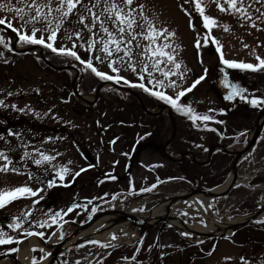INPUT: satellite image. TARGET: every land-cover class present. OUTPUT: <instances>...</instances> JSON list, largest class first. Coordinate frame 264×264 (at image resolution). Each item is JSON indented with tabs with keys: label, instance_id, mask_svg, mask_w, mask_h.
<instances>
[{
	"label": "rangeland",
	"instance_id": "1",
	"mask_svg": "<svg viewBox=\"0 0 264 264\" xmlns=\"http://www.w3.org/2000/svg\"><path fill=\"white\" fill-rule=\"evenodd\" d=\"M25 2L26 0H0V3H3L5 6L4 8H0V17H7L15 27H20L21 22L16 17L15 11L6 9L23 7ZM137 2L145 6V14L153 18L157 28H167L169 31L175 32V37H169L168 41H165L161 37L159 43L170 42L175 47L176 60L181 62V71L188 69L185 72L183 80H180L177 76L170 77V79L177 80L180 87L188 88L198 77L201 75L206 76L207 71L210 72L213 67L218 66L219 70L216 71L220 74V77L224 78V73L221 71V68H224L229 73V80L240 86L242 83L247 86L245 95L264 97V71L228 69L219 59L220 53L216 50L217 44L202 43L200 47H197L196 41L203 40L205 35L208 34V30L204 28L203 20L199 14L193 10L194 5L185 4L184 0H137ZM220 2L224 3V0H220ZM243 2L247 7V12L251 15V20L244 19L239 14H232L230 11L221 12L215 0H202L205 6V14L214 17L216 20V25L211 29L210 35L211 37H215L219 45H222L224 57L237 62L257 64V55L264 58V15H262L264 13V0H243ZM55 3L56 0H53V5ZM182 4L184 8L192 12L191 24L195 26L194 28L190 26L189 15H186L185 11L182 10ZM249 5L251 6L249 7ZM75 21L76 18L72 17L63 24L57 35L55 47H72V41L65 39V30H67V33H73L83 28V25ZM253 23L256 27L252 26ZM37 27L42 28L44 25L38 24ZM23 30L30 31V27ZM40 34L38 32L37 36ZM0 35L4 36L6 41L10 38L11 42V50L4 48L0 44V53H2L0 54V100L4 101L5 105L0 106V111H3L7 115L13 112L11 115L13 120H10L11 124L7 125V120H3L0 117V136L4 137L0 141L4 145H7L5 147H16L15 138L16 140L19 138V141L22 140L23 144L27 145L31 140L26 137L25 132L37 135L40 130H43L44 137L41 141L37 142L41 147H74L76 146L75 143H81V139L87 133L89 134L87 135L89 142H94L97 133H99L98 136H102L101 140L103 144L100 147H116L115 152L120 153L121 147H131L130 144L135 134H141L142 132L149 133L151 131L150 135L141 136L143 140L141 142L142 145L135 146L152 148L148 155L145 151H141V154L138 155L139 158L132 160L130 169V176L132 175V177L129 180L126 177L124 178L123 168L119 166L114 174L122 176V178L119 177L114 185H109L105 179L103 184L105 196L104 198L102 196L104 201L101 203L98 211H110L109 213L117 211L120 212L121 218H125L126 214L120 211V208L131 209V211L135 209L133 215L137 217L136 212H141V209H143L142 211H146L152 206L164 203L166 199L176 192L213 188L224 195L219 198H213L212 196L194 194L177 200L173 206V213L191 224H206V219L202 212L215 217L220 222H235L233 224L234 230L229 235H215L206 239H195L191 236L188 238L187 235L182 236L172 225L157 223L149 227L146 234L142 236L143 232H141V228L134 222L125 227H114L115 223H111L109 226L113 229L112 236L115 234V237H118L119 240L102 243L108 245L117 243L118 249L105 254L99 252L102 250L100 244L91 243V241L99 240L89 239L83 242L79 241L71 246L66 247L65 245L63 249H60L57 257L49 264H76L77 261H79V264H96L101 255L105 256L98 264H115L116 262L126 264L121 261V256H129L133 251L132 247L136 248V245L139 244V251L145 245H148L146 250H150L147 254L144 253L143 256L140 253H137L135 256L136 258H141L142 264H151V261L153 264H245V262L247 264H264V222L258 220V225L261 226L260 229H252L253 231L249 232L250 234L247 233V228L252 226L253 221L244 227H239L236 224L238 222L236 220L241 219L242 221L239 222L241 224L245 219L250 217L253 211L259 208L261 204L262 208L258 211L264 208V140L260 142L259 147H254L253 149L252 156L259 155L260 157L240 167V174L237 179L236 165L229 172L230 180L229 177L227 178V170H230L231 166L230 161H227L224 164L225 166L220 167L221 170L223 169L221 174L216 177L205 174L202 181L198 182L197 180L198 183L194 184L195 178L193 175L195 174H193L194 166H192L194 164L193 161L196 159L193 157V154H198L199 149H203L195 147H209L208 149H211L210 141L214 139V136L215 140H212V146L219 139H225L227 143L232 144L236 143L237 137L245 139L246 135L244 131L246 129L244 128L250 130L248 134L251 131L254 132L256 126L262 124V121L264 122V107H256L251 119L250 116L247 117V114L245 115L242 111L239 114V118L236 117V113L232 114L234 117L230 118L229 115L226 117L216 110L220 106L218 104L219 99H217L214 94L215 92H213L214 89L208 93L206 98H200L197 103L191 99H182L181 102L191 106L197 114H206L212 116L213 119L210 121H196L194 124L188 116L181 114L183 116L181 125L185 135L182 140L177 135L175 139L173 137L175 128L173 127L174 130L171 131L170 112L168 113L167 109H160L166 106L170 108L175 121L178 112L165 102L149 95L140 88L131 87L123 81L117 83L115 81L101 80L91 73L90 70H86L84 65H81L79 61H76L72 57L57 54L42 45L20 44L17 42V34L13 36L11 30L0 27ZM44 35L47 37V33H44ZM82 37L84 41L88 40L89 33L86 29L82 32ZM72 39L75 40L76 38L73 36ZM79 45L80 42L78 41L75 50L83 59L87 60L90 54ZM35 46H39L41 51L36 50ZM43 53L49 66L42 61L44 60L41 58ZM93 63L100 70L110 73L107 63L99 64L95 60ZM72 67L85 71L86 83L83 95L78 93H73L74 96L72 95L71 91L75 88V70L70 69ZM167 67L171 68L172 66L167 65ZM68 69H70L69 73ZM216 71L215 73L211 72V74L215 76L217 74ZM240 73H242L241 76H239ZM120 75L130 81L137 79L131 71H122ZM154 75L162 78L159 72H155ZM97 84L99 85V89H95V85ZM206 84L208 83L204 82L202 84L200 82L197 84L188 93L187 97L190 98L192 95L197 96L198 92ZM129 90L131 93L133 91V93H129ZM161 90L174 96L179 87L177 89L164 88ZM203 94L204 91L200 96L205 97ZM85 100L90 105L82 107L80 102L83 104ZM12 105H15V107H12ZM132 107L134 112L131 111ZM256 110H259L258 113ZM259 116H261L260 119H258ZM18 117H23L24 120L22 122L18 121ZM215 117H224L223 119L229 121L228 125L225 124L222 127V124L220 125L215 122ZM255 118L256 120H254ZM29 123L31 124L30 127L28 126ZM57 126L63 129L64 133H59ZM148 128H151V130ZM209 129V132L203 133V131H208ZM10 131L12 133H19V135H9ZM53 131L56 133L52 135ZM100 131H103V133ZM218 132H221V134H217ZM67 134H72L70 136L71 140L66 137ZM47 136H50L49 138L51 139L47 138ZM176 142L178 146L181 143L179 149L183 152L180 154L177 150L178 152H175L173 157L171 156V158L167 159L165 152H170L168 147L176 145ZM187 146L190 147L187 148ZM192 146L194 147L192 148ZM88 147L99 146L95 142L92 146ZM232 148L235 147L232 146ZM204 151L206 152L207 149ZM95 154L94 152L93 155ZM203 157H206V155ZM170 159L174 161L181 159L179 163L185 167L181 168L179 165L171 163ZM183 163L186 164L183 165ZM150 164L151 170L148 168ZM120 165L122 164L120 163ZM108 169H110L111 174V167L106 163H103L102 166V161H99V164L90 169V172L100 171L103 173V171H108ZM180 169L188 170L182 172L187 174L184 179H189L190 181H183L181 183L184 180L183 178L177 179L178 181L176 180L178 174L180 175ZM10 175L9 168L7 176ZM92 178L89 177L87 182L91 183L87 194H92L96 190L93 187ZM219 180L221 182L218 183L217 181ZM227 180L233 184L228 183ZM225 183L232 185L231 188L226 189V186V188L220 189ZM153 184H156L155 188L151 187ZM1 186H3V182H1ZM149 188H151V191H142V189ZM7 189L8 187H3V190ZM131 195L133 198H131ZM67 196L71 201H75L74 193L67 194ZM107 196L108 198L105 199ZM244 197H247V200ZM17 201L16 199L3 208V217L6 219L4 221H8V224L13 223V217H18L22 221H28V224L23 228L24 230L34 228L44 215L26 216L21 214L18 210ZM244 202H248L251 206H248V209L244 208ZM108 207L110 210L107 209ZM107 215L106 213L105 216ZM260 218L264 219V216H260ZM128 219L130 218L128 217ZM58 220H61V218L59 217L55 222V230L53 232L55 235L51 233L50 239L45 241L48 248L38 245L37 243L41 244V242L36 240L34 235L26 236V232L21 234L14 231L8 235L24 237L20 243H25L26 240L31 238L36 243V245L31 247L32 256L38 257L36 258V262H40L42 260L41 257H45L47 254H51V258L53 257V249L61 241L59 238L61 234H63V238L69 235L67 233L68 228H65V230L63 228L64 232L58 229ZM105 223V221H100L92 227L97 226L96 228H100ZM129 233L136 234L134 239L130 242H124L120 236ZM249 236L253 238L249 239ZM40 241H43V239ZM20 243H15V246L18 245L19 247ZM191 243L194 244L190 245ZM11 246L12 244L4 245L3 248V245H0V253L2 251L6 253V250L9 251L8 248ZM40 249L44 251H40ZM97 250L99 253L96 254ZM4 253L2 252L1 255L5 258L1 259L0 263L6 260V256L9 257L12 254L6 255ZM14 254L18 255V252ZM226 257L231 259L226 260ZM241 257L244 258L243 261Z\"/></svg>",
	"mask_w": 264,
	"mask_h": 264
},
{
	"label": "snow or ice",
	"instance_id": "2",
	"mask_svg": "<svg viewBox=\"0 0 264 264\" xmlns=\"http://www.w3.org/2000/svg\"><path fill=\"white\" fill-rule=\"evenodd\" d=\"M215 2L221 12L230 11L232 14H239L244 19L251 20V15L247 12V7L243 0H224V3H221L220 0H215ZM184 3L194 5L193 10L199 14L203 20L204 28L208 30V34L205 35L203 40L196 41L197 47H200L202 43L217 44L216 50L220 53L219 59L228 69L264 71V58L258 55L256 56L258 60L257 64L226 59L222 53V45H219L215 37H211L210 35L211 29L216 25V20L214 17L205 14V6L202 0H184ZM4 7V4L0 3V8ZM144 7L137 0H56L55 5H53V0H26L23 7L6 9L15 11L16 17L21 22L20 27H15L7 17H0V26L6 25L8 29L15 32L18 37L17 42L20 44L42 45L52 52L74 58L81 65H84L86 70H90L91 73L101 80L115 81L117 83L123 81L131 87L142 89L149 95L170 105L178 113L188 116L194 124L196 121L212 120V116L197 114L191 106L181 102L186 93L190 92L197 84L204 80L205 76L201 75L198 77L188 88L180 87L177 80L170 79V77L177 76L180 80H183L185 72L188 71V69L181 71V62L176 60L175 47L170 42L159 43L161 37L165 41H168L169 37H175V32L169 31L167 28H157L153 18L145 14ZM181 8L185 11L186 15H189L190 26L194 28L195 26L191 24L192 12L184 8L183 4ZM72 17H75V22L83 25V28L73 33H67V30H65V39L72 41L71 48L64 46L55 47L57 35L63 24ZM38 24H43L44 27H37ZM252 26L256 27L254 23ZM29 27L30 31L23 30L29 29ZM85 29L89 33L87 41H84L82 37V32ZM38 32L41 33L39 36H37ZM44 33H47V37H45ZM73 36L76 38L75 40L72 39ZM78 41L80 42L79 46L90 54L87 60L83 59L75 50ZM0 44L4 48L11 50L10 38L6 41L4 36L0 35ZM94 60L99 64L107 63L111 74L100 70L93 63ZM167 65H171L172 67L168 68ZM122 71H131L137 79L135 81L128 80L126 77L120 75ZM221 71L224 73L223 84L225 88L231 89L225 99L233 100L239 97L241 100L248 101L254 107H264V97H249L245 95L244 93L247 92V89L242 88L237 83L231 82L228 78L229 73L224 68H221ZM155 72H159L162 78L155 76ZM178 87L179 90L175 92L174 96L161 90L164 88L177 89ZM0 106H5L4 101L0 100ZM12 107H15V105H12ZM8 134L19 135V133H12L11 131ZM3 139L4 137L0 136V140ZM28 157L29 153L26 151L21 159ZM40 157V159L33 158L32 162L39 166L44 162H51L54 159V157L44 153H40ZM0 160L5 162L0 164V171L7 172L13 163L12 160L4 151H0ZM11 170L13 172L19 171L15 167H11ZM67 171L68 169L66 168L58 171L60 181L64 180ZM79 174V172L76 173V175ZM55 183V180H49L47 187L51 188ZM151 187L155 188L156 184H153ZM42 190H34L28 186L0 190V208H4L7 204L20 197H35L37 192ZM142 191H151V188L142 189ZM77 207H81V205L73 204L67 208L64 214L72 212ZM93 212H95V209H93ZM60 216L61 212H56L50 215V219L55 223ZM13 221V223L7 225L8 228L13 230L21 228L23 221L20 218L13 217ZM46 223L47 221H45ZM43 226L44 224H41V227ZM25 232L27 236L34 234L41 238L45 236V233L42 231L34 233L33 231L25 230ZM185 235H189V233H185ZM59 238L63 239V234ZM113 239H115V234H113ZM20 242H22L21 237L8 235L3 228H0V245H11ZM91 243L100 244L101 247H109L108 244L100 241H91ZM17 250L15 247L9 249V251L13 252ZM33 250L35 251V249ZM40 251L44 250L40 249ZM41 259H44V257H41ZM225 259L231 258L226 257ZM241 260L243 261L244 258L241 257ZM33 264H36L35 257H33ZM76 264H79V261Z\"/></svg>",
	"mask_w": 264,
	"mask_h": 264
},
{
	"label": "flooded vegetation",
	"instance_id": "3",
	"mask_svg": "<svg viewBox=\"0 0 264 264\" xmlns=\"http://www.w3.org/2000/svg\"><path fill=\"white\" fill-rule=\"evenodd\" d=\"M42 55L44 58V60H42V61L46 65L49 66V64L46 63V59L44 56L45 54L43 53ZM70 69H68V73L70 72ZM73 69L75 70V71L74 70L73 71L75 72L74 78H75L76 90H77L78 94L83 95L85 93L84 92L85 91L84 86L86 83V81H85L86 77L84 74L85 71L81 70L77 67H75V68L73 67ZM216 70H219L218 66L213 67V69H211L210 72L207 71V74L205 76L206 79L203 82L201 81V83L203 84L204 82H206L208 84H206L203 87V89L198 92L197 96L193 95L194 99H191V97L190 98L186 97L185 99H191L192 101H195L197 103V102H199L200 98H202V99L206 98L208 96V93L212 92L214 89L213 92H215L214 93L215 96L217 97V99H219L218 104L220 106V107L216 108V110L221 112L222 115H224L226 117L229 115L230 118H232V117H234V115H232V114L236 113L237 114L236 117L239 118L240 117L239 114L242 111L243 113H245V115L247 114L246 115L247 117L250 116V119H251L252 115L254 114V109L256 107L252 106L248 101L241 100L239 97H236L233 100H227V99L224 100V96H227L229 94V92L231 91V89L225 88V86L223 84L224 78L222 76L220 77V74ZM215 71L217 74L214 76L211 74V72L215 73ZM241 75H242V73H240L239 76H241ZM70 76L73 77L71 74H70ZM209 79H211V80L208 81ZM213 85H214V87H213ZM97 87H99L98 84L95 85V89ZM241 87L247 89V86L244 85L243 83L241 84ZM203 91H204L203 95L205 97L200 96V94ZM71 92H72V95L74 96L73 90ZM249 97H251V96H249ZM84 103H86V104H84ZM84 103L82 104L80 102V105L82 107L90 105V104H88V102H86V100L84 101ZM261 108H263V107H261ZM131 111L134 112L133 107H132ZM166 111L168 113L170 112L169 114L171 115V118H170V123L172 125L171 131L174 130L173 127L175 128V130L173 132V137H175V139H176V135H177V137L181 138V140H182L184 135H185V132H184V130H182V125H181V121H183V116H181L180 113H177L176 114L177 115L176 116L177 122H176L173 118L174 116H173L170 108L167 107ZM258 111L256 110L257 113H258ZM12 114H13V112H10V115H7L3 111H0V117L3 120H7V123H6L7 125L12 123L10 121V120H13L11 117ZM134 115H136V114L134 113ZM260 117L261 116H259L258 119H260ZM223 118L224 117H220V118L215 117V122L220 124V125L222 124V127L225 124L228 125V123H229V121H227L226 119H223ZM17 120L22 122L24 120V118L18 117ZM254 120H256V118ZM221 121H222V123H221ZM261 123L262 124H261V129H260L259 135L256 137L254 144H252L251 146H250V143L252 141V138H253L255 131L254 132L251 131L252 133L250 132V134H248L250 130L247 128H244V129H246L244 131L246 138L241 139V138L237 137L236 140L234 139L236 141V143H233V144L227 143L225 139H219V140H217L216 144L214 146H212V143H213L212 140H215V136H214L213 137L214 139H211V141H210V145H211V147H213L212 150L208 149L209 147H207V148L195 147V148H203V149H199L198 154H193V157L196 158L193 161L194 164L192 165V166H194L193 174H195V175H193V177L195 178L194 184L197 182V180H198V182H200V180L202 181L204 178L203 175H205V174H207L208 176H213V177H216L219 174H221L223 169L221 170L220 167L225 166L224 164L227 163V161H230V164H231L230 170H227V173H228L227 178L229 177V174H230L229 172H231L232 168H234V165H236V179H237L239 177V174H240V167H243L244 164L251 163L252 162L251 160H255V159H258L260 157L259 155L258 156L257 155L252 156V155L254 152V150H253L254 147H259L260 142L264 140V122L262 121ZM167 125H168V123H167ZM16 126H18V125H16ZM28 126L30 127L31 124L29 123ZM244 126H245V124H244ZM57 127H58L59 133H64L63 129H60L59 126H57ZM10 129H12V128H10ZM148 129L151 130V128H148ZM252 129H254V128H252ZM209 131H210V129L208 131H203V133L209 132ZM100 132L103 133V131H100ZM244 132H240V133H244ZM55 133L56 132L53 131L52 135ZM150 133H151V131H149V133L142 132L141 134H139V133L135 134L134 139H133L132 143L130 144L131 147H121L120 153L115 152L116 147H100L103 144H102V140H101L102 136H98L99 133H97L96 140H94V142L88 141V139H87V135H89L88 133L86 135L83 134L84 138L81 139V143H79V144L75 143L76 146H74V147H41V145L37 144V142L41 141L42 138L44 137L43 136L44 135L43 130H40L37 135H34V134L32 135V134H28L25 132L26 137H28L29 140H31V142H28L27 145L23 144L22 140L19 141L18 140L19 138L17 140H16V138L14 139L15 145H17V146L12 147V148L5 147L6 144L4 145L3 142L0 141V151H4L6 154H8L10 159L13 162L12 165L10 166V172H11L10 176H7V172L5 173L4 171H0V184H1V182H3V186L0 187V190H3L4 186L8 187V189L9 188L13 189V188H16L19 186H28V187L33 188L34 190L35 189H43L42 191L37 192V195L35 197L25 196V197H20L17 199L18 200L17 201L18 202V210L21 214L26 215V216L44 215L39 220L38 224L34 226V228H32V229L28 228L26 230L33 231L34 233L35 232H41V231L44 232L45 236L43 238L34 234V237L36 238V240H38L42 244L43 241H46L49 239L50 234L53 233L55 230V223H53L52 220L50 219V215L54 214L56 212H61V216H60L61 220H58V223H57L58 229L64 232L65 228H68L67 233H69V235H70L80 225L87 222L89 220V218L94 213L99 212L98 211L99 207L101 206V203L104 201V199H102V196H103V198L105 196V194H104L105 192H103V184H104L105 179L108 181L109 185L110 184L114 185L116 183V181L119 179V177L122 178V176H118L117 174L116 175L114 174V172H116V169H118L119 166H121L123 168V177L124 178L126 177V179L129 180L132 177V175L130 176V169L132 166V160H137L139 158L138 155L141 154V151H145L148 155L150 149L152 148V147H135V146L136 145L137 146L142 145L141 142L143 140L141 139V136L142 137L148 136V135H150ZM217 134H221V132H218ZM52 135H50V136H52ZM71 135L72 134H67L66 137L69 140H71V137H70ZM229 135L231 137L230 133H229ZM50 136H47V138H49ZM95 142L98 144L99 147H88V146H92ZM180 144L181 143H179V146H180ZM46 146H48V145H46ZM179 146H178V143L176 142V145L168 147V149L170 151V152H168L169 154L164 151L166 153L167 159L169 157L171 158V156L173 157L175 152L179 151L180 154H181V152H183L181 149H179L180 148ZM232 146H234L235 148H232ZM188 147H190V146H187V148ZM193 147L194 146H192V148ZM247 147H249V148L247 149ZM10 149H11V151H10ZM206 149H207V151L205 152L204 150H206ZM36 150H38V151H36ZM189 150H191V148H189ZM26 151L29 153V157L25 158V159H21V157H23L24 152H26ZM124 151H125V155H124ZM94 152L96 153L95 155H93ZM203 152H205L206 154ZM40 153H44L46 155L52 156V157H54V159L51 162H44L38 166V165L34 164L32 162V160H33V158L40 159L41 158ZM203 154H205L206 157H203V156H205ZM179 160L181 161V159H179ZM179 160L174 161L173 159L172 160L170 159V162L179 165L181 168L185 167L179 163L180 162ZM99 161H102V166H103V163H106L111 167V170H112L111 174H110V169H108V171H103V173L100 171L90 172V169H92L93 167H96L99 164ZM3 163H5V162L3 160H0V164H3ZM120 163L122 165H120ZM184 164H186V163H183V165ZM11 167H15V168L19 169V171L13 172L11 170ZM62 168H66V169H68V171L65 173L64 180L60 181L59 176H58V171ZM148 168L151 170V168H152L151 164L149 165ZM82 169H83V171H81ZM179 171H180V175L178 174L176 180L180 179V178L184 179V177L187 176V174L183 173V172L188 171V170H185V169L181 170L180 169ZM77 172H79L80 174L76 175ZM200 175H202V176H200ZM254 175H256V174H254ZM30 176H31V178H30ZM92 176H93V178H92ZM198 176H200L201 178ZM89 177H91L93 179L92 180V182L94 184L93 187L96 188L95 192L92 194H87L88 188L91 184L90 182L87 183ZM49 180H55L56 181L54 186L51 188L47 187V182ZM225 180H226V178H225ZM229 180H230V177H229ZM229 180H227V181H229ZM179 181H181V180H179ZM183 181H190V180L184 179L181 181V183H183ZM237 181H239V180H237ZM217 182L219 183V182H221V180H219ZM207 189H209V188H207ZM71 193H74L75 201H71L68 198L67 194L70 195ZM124 193H126V192H124ZM223 195L224 194L210 195V196H212L213 198H219L220 196H223ZM253 195H255V193H253ZM226 196H228V195H226ZM77 197H80V198H77ZM107 198H108V196L105 197V199H107ZM131 198H132V195H131ZM244 198H246L245 200H247V197H244ZM34 201H36V202H34ZM73 204L81 205V207L74 208V210L72 212L67 213L65 215L64 212H66L67 208L72 206ZM222 205H223V203H222ZM243 205H244V208H246V209H248L247 208L248 206H251V205H249L248 202H244ZM263 206H264V204H263ZM259 208H262V204L260 205ZM259 208H257V209H259ZM93 209H95V212H93ZM257 209H255L254 211H256ZM0 210H1L0 211V228H3V230L7 234H11L14 231H17V233L20 232L21 234L25 232V230L23 228L28 224L27 220L23 221L21 228L15 229V230L9 228V230H8V228L6 229L8 221L7 222L4 221L6 219H4V217H3V208H0ZM48 216H49V218H48ZM45 221H47L46 224H45ZM259 221L264 222V219H259ZM259 221L258 220L254 221L252 226L247 228V230H248L247 233L252 232L253 231L252 229H260L261 226L258 225ZM41 224H44V226L41 227ZM261 224H263V223H261ZM63 228H64V230H63ZM147 230L148 229H146L142 233V236L146 234ZM75 234H77V233H75ZM22 238H24V237H22ZM248 238L251 239L253 237L249 236ZM42 239H43V241H40ZM192 244H194V243H191L190 245H192ZM12 246L18 249L15 252H19L18 245L15 246V243H14V244H12ZM12 246L9 247L8 250L10 248H13ZM139 246H140V244L136 245V248L132 247L133 251L131 252V254L129 256L122 255L121 261L126 263V264H142V262L140 260L141 258L139 259V258H136L135 256L137 255V253H140L143 256L144 253L147 254V252H150V250H146L148 245H145V246H142V248L139 251ZM3 248H4V245H3ZM118 248H119V246L112 247L109 245V247H105L104 249H102L99 252H102L105 254L107 252L111 253L112 251H114L115 249H118ZM2 252L4 253L5 251H2ZM2 252L0 253V255L2 254ZM15 252L6 250V253H4V254L7 255V254L15 253ZM31 252H32V250H31ZM99 252L96 251V254ZM33 256L31 255V262H32ZM104 256L105 255H101L99 257V259L96 261V264L100 263L102 261L101 259H103ZM108 256H110V254H108ZM126 257H127V259H125ZM133 257H135L136 259H133ZM35 258H38V257H35ZM119 263L120 262H116L115 264H119ZM151 264H153L152 261H151Z\"/></svg>",
	"mask_w": 264,
	"mask_h": 264
},
{
	"label": "bare ground",
	"instance_id": "4",
	"mask_svg": "<svg viewBox=\"0 0 264 264\" xmlns=\"http://www.w3.org/2000/svg\"><path fill=\"white\" fill-rule=\"evenodd\" d=\"M11 34L15 36V33L13 31H11ZM36 50H39V49L37 48ZM227 184L228 183H225L223 187H221L220 189L226 188ZM198 206L200 205L198 204ZM165 209H166V202L161 203L156 206H152L146 211L136 212L135 214L137 218L139 219H154V218L161 216L165 212ZM202 213L206 219V224L204 225L199 224V223H193V224L188 223L182 217L179 218L173 212L170 215L169 221L174 226H176V228H178L180 233L184 235L185 233H189V236H192L195 239H200L210 234H217V233L222 234V235H229L234 230L233 224H235V222H232V221L220 222L219 220H216L215 217L210 216L204 212ZM259 214L260 216L261 215L264 216V209H262ZM120 215L121 214L118 212L109 213L107 216L102 218L101 222L103 221L106 222L104 226H101L100 228H96L97 226L92 227L96 223L100 222L99 220L92 226L85 228V229H81L80 231L77 232V234H74L73 236H71L68 239V244L70 243L74 244V243H77L78 241L83 242L89 239H95L101 242L117 241L118 237H115V239H113V236H112L113 229H111L109 224L115 223L114 227L116 226L125 227L126 225H129L132 223L126 218H121L122 216ZM236 221L241 222L242 220L238 219ZM135 235L136 234L129 233V234L121 235L120 238L124 242H130L132 239H134ZM37 244L39 245L40 243H37ZM34 245H36V243L33 240H31V238L26 240L25 243L19 244L20 264H33V262H31V255H32L31 247ZM40 245L45 247V245H42V244ZM51 256H52L51 254H47L44 257V259H42L40 262H36V264H46L50 260ZM0 264H16V262L12 259H6V260H3Z\"/></svg>",
	"mask_w": 264,
	"mask_h": 264
},
{
	"label": "water",
	"instance_id": "5",
	"mask_svg": "<svg viewBox=\"0 0 264 264\" xmlns=\"http://www.w3.org/2000/svg\"><path fill=\"white\" fill-rule=\"evenodd\" d=\"M6 30H10L7 28L6 25H3V26H0ZM57 68V67H56ZM74 92H75V89H74ZM194 97H192L193 99ZM260 129H261V124H258L256 126V130L254 132V135H253V138H252V141L250 143V146L252 144H254L255 142V139L256 137L258 136L259 132H260ZM249 147H247L248 149ZM233 184V183H231ZM232 185H229V187H231ZM227 188V189H228ZM194 194H198V195H205V196H209V195H221V193L219 191H216L214 189H207V190H193V189H190V190H184V191H179V192H176L175 194L171 195L168 199H166V209H165V212L157 217V218H154V219H139L137 217H135V215H133L132 212H130V210H127V209H123V208H120L119 210L122 211V212H125L126 214V217L130 218V220H132L136 225H138L140 228H141V232H143L145 229L157 224V223H160L162 222L163 224H166V223H170L169 222V218H170V215L172 213V206L173 204L177 201V200H180V199H184L186 197H189V196H192ZM108 214L109 211H103L101 213H97L95 215H93L86 223H84L83 225H80L72 234L68 235L67 237H65L64 239H62L53 249V257L51 258L50 261H52L54 258L57 257V254L58 252L60 251V249H63L64 246H68L70 244H68V239L73 236L75 233H77L78 231H80L81 229H85V228H88L90 226H92L93 224H95L96 222H98L99 220H101L103 217H105V214ZM260 217V214H259V211H256L254 212L250 217H248L247 219H245L241 224L239 223L237 226L241 227L253 220H256ZM171 224V223H170ZM12 256L16 257V259L18 260V255L17 254H11ZM5 258L3 255L0 256V260ZM50 263V262H49ZM48 263V264H49ZM17 264H19V260L17 261Z\"/></svg>",
	"mask_w": 264,
	"mask_h": 264
}]
</instances>
